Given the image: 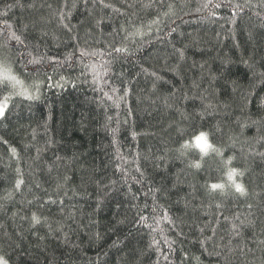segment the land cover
<instances>
[{
	"label": "trees",
	"instance_id": "16d2710c",
	"mask_svg": "<svg viewBox=\"0 0 264 264\" xmlns=\"http://www.w3.org/2000/svg\"><path fill=\"white\" fill-rule=\"evenodd\" d=\"M0 48V263L264 264V0H0Z\"/></svg>",
	"mask_w": 264,
	"mask_h": 264
},
{
	"label": "snow or ice",
	"instance_id": "6c2138e0",
	"mask_svg": "<svg viewBox=\"0 0 264 264\" xmlns=\"http://www.w3.org/2000/svg\"><path fill=\"white\" fill-rule=\"evenodd\" d=\"M38 63V61H35ZM0 85L4 87H11L13 91L17 89V87L24 88L23 82L19 80V78L12 74L11 66L7 63L0 64ZM27 89H24L23 92H16L15 94L20 95L24 94L26 98H31L30 96L26 95ZM10 99V96H5L3 100H0V117L4 115L5 109L7 107V101ZM182 149H189V148H195L201 153V159H203L204 156H207L209 154V151L216 152L217 155H221L218 149L214 148L211 143L208 142V137L205 133L201 132L198 136H196L190 143H185L181 145ZM226 165L231 164V158H229L226 162ZM196 168L200 167L199 163H195L192 165ZM237 175V170L234 168H229L227 172V179L230 181L237 192H240L241 194L244 193V188L241 184L235 182V177ZM22 183V182H21ZM211 189L213 191L215 190H222L224 188L223 184H212ZM34 220H36V217H33ZM37 222H39L37 220Z\"/></svg>",
	"mask_w": 264,
	"mask_h": 264
},
{
	"label": "rangeland",
	"instance_id": "374dc122",
	"mask_svg": "<svg viewBox=\"0 0 264 264\" xmlns=\"http://www.w3.org/2000/svg\"><path fill=\"white\" fill-rule=\"evenodd\" d=\"M3 63H7L8 65H10L11 66V69H12V74L16 75L19 78V80H21L23 82L24 88L17 87V89H15V90L17 92H23L24 89H27L26 95L27 96H32L33 91L35 90L34 85H35L36 82H34V81L33 82L32 81L26 82V79H24L22 77V75L17 70V68L15 67V65L9 60V58L6 56V54L0 48V64H3ZM22 95H24V94H22ZM8 104H9V100L7 101V106H8ZM6 109H7V107H6ZM6 109H5V111H6ZM0 264H6V263L1 262Z\"/></svg>",
	"mask_w": 264,
	"mask_h": 264
}]
</instances>
